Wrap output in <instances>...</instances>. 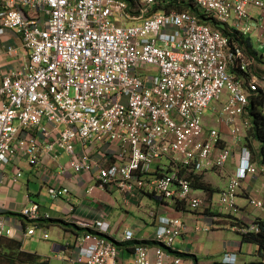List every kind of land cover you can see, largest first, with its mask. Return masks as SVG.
Masks as SVG:
<instances>
[{
	"label": "built area",
	"instance_id": "built-area-1",
	"mask_svg": "<svg viewBox=\"0 0 264 264\" xmlns=\"http://www.w3.org/2000/svg\"><path fill=\"white\" fill-rule=\"evenodd\" d=\"M186 4L237 38L255 31V44L264 48V0H0V38L10 33L0 42V195L5 166L22 159L35 166L42 156L63 151L69 161L56 177L95 174L101 190L139 192L200 215L206 202L194 194V178L222 170L237 150L218 205L237 233L264 235L257 220L236 219L242 183L264 172L245 144L250 99L264 93V75L251 72L264 64V52H250L221 29L175 9ZM212 102L220 106L218 126L205 130ZM96 144L104 151L94 157ZM19 177L15 173L12 183ZM258 191L248 205L263 210ZM68 195L67 187L47 188L50 200ZM19 214L27 236L50 219L31 200ZM9 219L0 213V248L14 236ZM76 226L82 234L72 264H121L103 220ZM183 230L180 217H158L153 257L149 246L134 244L133 264H185L172 248ZM194 231L210 229L196 225ZM132 241L125 231L122 242ZM224 257L223 264H232Z\"/></svg>",
	"mask_w": 264,
	"mask_h": 264
},
{
	"label": "crops",
	"instance_id": "crops-1",
	"mask_svg": "<svg viewBox=\"0 0 264 264\" xmlns=\"http://www.w3.org/2000/svg\"><path fill=\"white\" fill-rule=\"evenodd\" d=\"M9 36L10 33L6 32L0 38V42L6 41ZM247 38L252 49L258 52L255 31ZM219 130L225 139H229L224 126H220ZM74 150L81 151L79 143L74 145ZM103 151L104 149L96 144L90 153L96 157ZM113 153L112 150L106 153L108 162L113 160ZM236 155L237 150H234L231 160L226 163V177L222 175V170H215L200 175L199 181L205 184L208 190L220 193L227 185L228 175L234 172ZM52 156L54 155L42 156L40 163L35 166H30L26 159H22L19 163L7 165L2 170L7 179L0 195V213L10 218V224L14 227V236L3 240L0 248V264H72L69 259L77 252L76 237L82 234L76 223L78 221L93 223L102 220L107 226L105 236L119 249L120 263L127 264L130 260L129 264H133L131 247L134 244L149 246L150 255L153 257L156 220L160 216H178L182 219L184 230L174 241L172 248L175 252L185 255L182 257L185 259V264H222L221 260L225 258L224 256H228L226 259L232 264H264V257L258 255L256 246L241 242V235L231 229V221L221 213L218 203L219 209L213 208L214 193L211 196L207 195L204 213L195 215L186 208H176L171 203L139 192L130 196L114 189L101 190L95 186V174L76 175L69 171L63 177H56L58 166H66L69 157L63 151H59L56 158ZM17 172L20 173V177L16 183H12L11 178ZM211 174H217V177L212 178ZM256 179H260V185L253 194L251 184ZM55 185L67 187L69 195L62 199L50 200L47 196V188ZM259 188L262 190L260 197L264 200V176L242 183L236 197L239 207L236 219L241 223L249 224L254 220H264V209L252 208L247 200L259 194ZM194 194L205 199V192L202 190H195ZM29 200L36 202L41 213H47L50 217L48 221L39 223L34 236L25 235L27 224L19 214L21 209L28 206ZM196 225L208 227L211 232L230 229L239 235V241L225 242L219 254L221 257L219 261L199 262L197 254L202 249L200 243L202 239L199 234L209 231L197 233L194 231ZM125 231L132 234L133 241L130 244L122 242ZM42 232L48 234V239L39 238ZM17 244L20 248H17ZM19 252L34 255L36 259L31 262L22 260L18 256ZM206 255L210 256V253Z\"/></svg>",
	"mask_w": 264,
	"mask_h": 264
},
{
	"label": "trees",
	"instance_id": "trees-1",
	"mask_svg": "<svg viewBox=\"0 0 264 264\" xmlns=\"http://www.w3.org/2000/svg\"><path fill=\"white\" fill-rule=\"evenodd\" d=\"M175 9L178 12L187 11L190 14L196 15L200 23L204 25H210L213 28L221 29L224 33L228 34L231 37V39H234L240 45L244 44L250 52H253L251 50V44L247 37L237 38L233 34H229L228 32L225 31L224 28H222L216 22H214L213 19L208 18L204 14L199 13L197 10L193 9L189 4L178 5L175 7ZM263 101H264V93L261 91L255 97H251L248 107V117L251 120L252 127L249 130L247 137H245V144L253 156V161L260 168L262 167L264 168V110L262 107ZM253 144L257 145V147H255V150L253 148ZM199 179H200L199 176L194 178L192 182V188L194 190H202L203 192L207 193L208 196H211L214 192L208 190L206 185L200 182ZM263 204H264V200H263ZM175 207L178 208L177 205ZM226 217H229L230 219V216H226ZM257 223L258 225H260L262 229L264 228L263 222L257 220ZM231 225L234 224L231 222ZM241 242L253 244L257 248L256 252L258 253V255L264 257V235L262 232H259L257 234L241 235ZM17 248H20L19 244H17ZM173 253L180 257H185V255L180 254L179 252L174 251ZM18 256H20L22 260H25L27 262H31L36 259L34 255L23 252H19Z\"/></svg>",
	"mask_w": 264,
	"mask_h": 264
},
{
	"label": "rangeland",
	"instance_id": "rangeland-1",
	"mask_svg": "<svg viewBox=\"0 0 264 264\" xmlns=\"http://www.w3.org/2000/svg\"><path fill=\"white\" fill-rule=\"evenodd\" d=\"M257 50H259L260 52H264V48H257ZM259 66H256L251 74L252 75H264V65L260 62H258ZM223 100V99H222ZM219 104L216 102H212L211 105L209 106L208 109H206L205 113H204V127L205 130H208L212 127H217L218 124L216 122V115L219 112ZM255 146L253 144V148L255 150ZM227 164L223 167L222 169V175H224L226 177V173H227ZM233 172H231L228 176H230ZM212 178H216L217 174H211ZM227 176V177H228ZM261 176H264V173H260L258 174V177L260 178ZM260 185V179H256L254 182H252L251 187L253 188L252 193L254 194L255 189L257 188V186ZM208 194L205 193L204 197H205V202L208 200ZM253 197V196H252ZM219 201V192H215L213 194V208L214 209H219L217 203ZM185 209V208H184ZM231 227V226H230ZM209 231L208 233H204V234H199V236H201V244H202V249L201 252H199V254H197L198 260L199 262H217L219 261V259L221 258L219 256V254L222 251V247L223 244L225 242H229V241H239V235H237L236 233H234L233 231H231L230 229H225V230H219V231H214L211 232ZM211 238V239H210ZM206 253H210V256L206 255ZM223 259L221 260V263L223 264ZM130 262V260H129ZM129 262H127V264H129Z\"/></svg>",
	"mask_w": 264,
	"mask_h": 264
},
{
	"label": "clouds",
	"instance_id": "clouds-1",
	"mask_svg": "<svg viewBox=\"0 0 264 264\" xmlns=\"http://www.w3.org/2000/svg\"><path fill=\"white\" fill-rule=\"evenodd\" d=\"M239 174H241V175L243 174V169L240 170V173Z\"/></svg>",
	"mask_w": 264,
	"mask_h": 264
}]
</instances>
